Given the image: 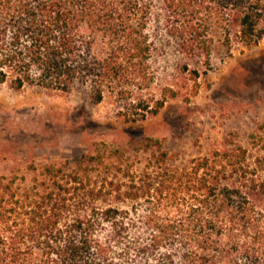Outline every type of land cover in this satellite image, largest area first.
<instances>
[{
  "label": "trees",
  "instance_id": "1",
  "mask_svg": "<svg viewBox=\"0 0 264 264\" xmlns=\"http://www.w3.org/2000/svg\"><path fill=\"white\" fill-rule=\"evenodd\" d=\"M263 40L264 0H0V84L89 87L124 122L144 121L185 85L189 100L218 47L228 57ZM172 44L185 85L154 94L153 59ZM249 143L226 137L183 167L160 147L129 183L110 178L123 149L107 144L0 174V264H264V122ZM109 197L155 201L100 204Z\"/></svg>",
  "mask_w": 264,
  "mask_h": 264
},
{
  "label": "rangeland",
  "instance_id": "2",
  "mask_svg": "<svg viewBox=\"0 0 264 264\" xmlns=\"http://www.w3.org/2000/svg\"><path fill=\"white\" fill-rule=\"evenodd\" d=\"M151 27L157 28L161 40L165 37L162 23ZM180 60L173 44L159 50L152 62L156 81L150 92L158 94L161 85L177 81ZM199 82V90L189 100L184 84L158 115L138 122L118 117L109 96L96 103L89 87H78L70 95H52L38 86L18 90L0 84V174L31 175L32 163L75 161L107 144L109 149H123L122 168L116 166L110 178L129 183L127 175L139 180L147 160L160 147L169 152V163L183 167L226 137L250 146V134L264 122V40L237 47L228 57L218 47L212 68ZM108 161L114 163L111 158ZM149 171L155 173L156 168ZM107 199L100 204L142 209L155 201Z\"/></svg>",
  "mask_w": 264,
  "mask_h": 264
}]
</instances>
